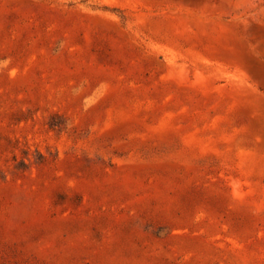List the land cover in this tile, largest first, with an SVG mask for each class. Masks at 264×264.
<instances>
[{"label": "rangeland", "instance_id": "rangeland-1", "mask_svg": "<svg viewBox=\"0 0 264 264\" xmlns=\"http://www.w3.org/2000/svg\"><path fill=\"white\" fill-rule=\"evenodd\" d=\"M0 264H264V0H0Z\"/></svg>", "mask_w": 264, "mask_h": 264}]
</instances>
